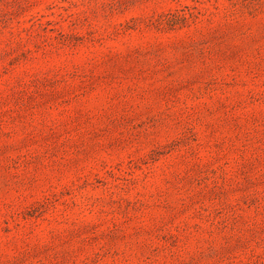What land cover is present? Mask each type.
<instances>
[{
	"label": "rangeland",
	"instance_id": "rangeland-1",
	"mask_svg": "<svg viewBox=\"0 0 264 264\" xmlns=\"http://www.w3.org/2000/svg\"><path fill=\"white\" fill-rule=\"evenodd\" d=\"M0 264H264V0H0Z\"/></svg>",
	"mask_w": 264,
	"mask_h": 264
}]
</instances>
